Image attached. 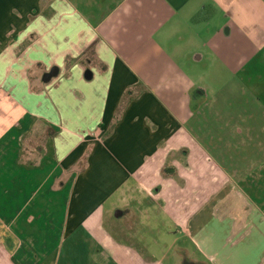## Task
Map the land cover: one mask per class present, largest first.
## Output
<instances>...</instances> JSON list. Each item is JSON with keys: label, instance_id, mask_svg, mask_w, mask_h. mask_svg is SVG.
<instances>
[{"label": "crops", "instance_id": "crops-1", "mask_svg": "<svg viewBox=\"0 0 264 264\" xmlns=\"http://www.w3.org/2000/svg\"><path fill=\"white\" fill-rule=\"evenodd\" d=\"M251 119L264 0H0V264H164L122 225L144 205L200 256L172 264H249L229 233L260 228L249 194L264 190L243 185ZM32 132L51 135L44 150L23 143Z\"/></svg>", "mask_w": 264, "mask_h": 264}, {"label": "rangeland", "instance_id": "rangeland-1", "mask_svg": "<svg viewBox=\"0 0 264 264\" xmlns=\"http://www.w3.org/2000/svg\"><path fill=\"white\" fill-rule=\"evenodd\" d=\"M239 123L244 124L251 129L249 134L250 136L245 135L244 137H241L243 138L245 145L248 146L250 150L249 154L243 153L245 154V158H244L245 167L243 168V171L247 176V181L243 185L245 187L248 186L250 187V185L246 186V184H251V186H255L258 188L259 191H262L264 190V166H259V164H261V162L264 163V130L260 128L264 126V121L251 119V120L239 121ZM16 124L17 122L12 120V127L13 126L16 127ZM191 130L193 132V126ZM50 136L44 137L39 134L36 135V133L32 132L31 134H27L25 137H23L22 141L24 144L25 143L30 144L31 146H35V148L39 147V149L44 150L43 147L45 145V142L50 138ZM19 141L20 139L18 140L17 137L16 138L17 144ZM242 152L243 151H239V150L237 151L233 149L232 153L235 156V159L238 160V158L236 157L240 155L242 156ZM222 158H220L219 161L220 166H222V168H224V170H226L227 172H231V169L229 168V166H227L226 161ZM243 164L244 162L242 161V165ZM257 176L262 177L261 178L262 180L256 181L255 178H257ZM30 188L33 189V187ZM30 188L28 187L26 188V190L29 192L31 191ZM249 195L251 196L252 201L256 203L255 205L256 210L253 211V219L254 221H256V226L259 225L260 228L255 230H250V232L246 231L247 233L234 231V232H230L229 235L231 237L230 241L236 245V246L234 245L235 247L232 246L231 254H233L232 256L233 259H250L249 264H252L254 261L253 259H264V230L261 231V228L264 229V194H262L260 198H256L257 196L256 191H252L251 194ZM146 206L147 205H144V208L141 207L142 209L141 213L140 214L137 213L136 221L133 220L131 222L129 218L130 216L127 215L126 220L123 219V221L126 222L122 225H124L125 228H128L129 231L130 229L134 230L135 235L141 234L140 236H144L146 238L147 243L150 246L148 250L151 256L153 257V259H156L158 261L163 260L164 264H172L173 263L172 261L174 259H178L177 253L182 248L186 250L191 256H193V258L200 259L199 254L196 252L197 249L195 245L192 244V242L189 239H187L185 233L179 231L176 227H174L172 222L168 220V217L163 216L161 211H159L157 208H153L149 206L146 207ZM145 207L147 208L146 210ZM147 211H148V215L150 213L148 217L145 215ZM116 218L117 217L105 219L106 220L105 226L107 230L114 236H118V230L114 225V221H116ZM45 220H47V222L49 223V220L46 217L42 219L43 223H45ZM119 221H116V223L118 222V225L120 224ZM219 226L222 228L227 227L225 226V224L223 225L220 224ZM220 227L216 233L218 237H220L221 235L224 236V234L220 231L222 229ZM47 233L48 232L46 228L43 229L42 235L44 236V239L45 237L49 236V234ZM225 234L227 235V233ZM226 241L228 242V244H232L229 240ZM33 253L34 252H32V255ZM34 255L37 256L38 254L34 253ZM36 259H38V257Z\"/></svg>", "mask_w": 264, "mask_h": 264}, {"label": "water", "instance_id": "water-1", "mask_svg": "<svg viewBox=\"0 0 264 264\" xmlns=\"http://www.w3.org/2000/svg\"><path fill=\"white\" fill-rule=\"evenodd\" d=\"M55 74H56V71H55L54 69H52L49 73H46V74L43 75V77H42V81H43V82H47V81H48L53 75H55ZM85 77H86V78H90V75H88V74L86 73Z\"/></svg>", "mask_w": 264, "mask_h": 264}, {"label": "trees", "instance_id": "trees-1", "mask_svg": "<svg viewBox=\"0 0 264 264\" xmlns=\"http://www.w3.org/2000/svg\"><path fill=\"white\" fill-rule=\"evenodd\" d=\"M201 17H202V14H201V12H200V13H198V14L194 17L193 20H195V21L200 20V19H202Z\"/></svg>", "mask_w": 264, "mask_h": 264}]
</instances>
